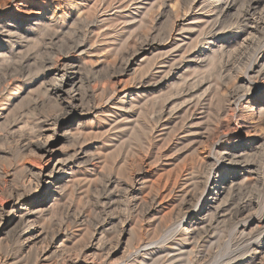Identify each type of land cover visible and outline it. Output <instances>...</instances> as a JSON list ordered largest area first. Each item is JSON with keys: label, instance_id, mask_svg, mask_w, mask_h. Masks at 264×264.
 Listing matches in <instances>:
<instances>
[{"label": "rangeland", "instance_id": "obj_1", "mask_svg": "<svg viewBox=\"0 0 264 264\" xmlns=\"http://www.w3.org/2000/svg\"><path fill=\"white\" fill-rule=\"evenodd\" d=\"M227 1L232 7L225 8L226 0H0V24L15 32L7 36L3 29L0 37V58L6 56V60H0V191L5 192L0 194V208L7 203L10 190L22 192L25 200L21 210H30L34 202L42 200L35 207L43 210L35 217L37 233L41 230L48 240L43 247L38 245L39 249L47 246L48 254L54 251L58 256L66 250L79 254L88 247L90 253H101L103 264H163L160 256L164 253L157 256V263L154 257L152 260L142 253L174 248L173 240L174 244L181 240L174 232L180 230L176 227L179 224L181 229L198 230L203 237L213 234L218 237L213 245L221 246L214 245L218 248L214 250L213 245L201 243L204 238L199 235L201 247L198 245L191 252L193 240L184 242L192 264H212L214 253L220 250L225 255L235 249L237 235L233 239V223L227 218L229 208L235 202L264 197V0ZM249 1L258 5L248 8ZM45 58L72 64L78 75L88 79L84 90H91L93 97L80 106V116L71 114L72 118L60 127H47L49 131L42 133V117L53 111L51 97L45 93L52 85L54 68ZM219 109L224 110L220 121ZM178 121L183 124L181 129ZM52 130L55 134L51 135ZM40 133L48 143L50 155L55 160H65L66 172L59 182L65 195L60 193L56 202L46 203L53 190L44 196L46 185L40 188L33 177L47 161L27 147ZM202 136L208 137L204 141ZM238 149H244L240 153L242 160L235 164L223 161L216 168L225 176L223 179L229 177L235 200L223 208L225 215L209 225L208 218L202 220L206 212L197 209L200 204L206 205L211 179L218 176L210 178L200 197L198 189L203 187L206 176L204 164L197 165L212 159L216 150L229 155ZM176 176L179 180L191 178L185 191L199 194H195L199 203L187 213L180 211V194L171 189ZM192 182L197 184L193 186ZM125 184H133L136 191L123 192ZM155 187L162 188L159 192L170 193L165 194L167 198L153 213L143 215L148 203L141 200ZM209 203L205 207L212 210L215 204ZM3 214L0 211V239L13 229L3 227L9 219ZM254 225L248 223L245 234L253 235ZM242 229L240 225L238 230ZM220 233L221 241L217 236ZM165 236L167 243L161 245ZM140 242L149 247L136 255L134 249ZM208 245L213 247L212 256L200 258L202 248ZM258 247L253 245L255 251ZM27 252L26 249L27 257L32 258ZM24 253L22 257H26ZM174 254L178 255L171 253ZM253 254L244 255L236 263L249 264Z\"/></svg>", "mask_w": 264, "mask_h": 264}, {"label": "bare ground", "instance_id": "obj_2", "mask_svg": "<svg viewBox=\"0 0 264 264\" xmlns=\"http://www.w3.org/2000/svg\"><path fill=\"white\" fill-rule=\"evenodd\" d=\"M235 1V0H234ZM263 1V0H262ZM217 2H218V0H217ZM231 2H233V1H231ZM252 1H249L248 3H249V5H248V8H252V6H254V5H258V4H254V3H251ZM260 2V1H259ZM222 3V2H221ZM230 3V2H229ZM228 3V1L226 0V3H225V8L227 7V8H229L230 6H231V4H229ZM234 3V2H233ZM261 3V2H260ZM71 4V3H70ZM0 5H3V4H0ZM224 5V4H223ZM236 6V5H235ZM1 7V6H0ZM6 7V6H5ZM211 7V6H210ZM232 7V6H231ZM224 8V7H223ZM224 8V9H225ZM234 8V7H233ZM237 9V8H236ZM235 9V10H236ZM234 10V11H235ZM217 11V10H216ZM220 11H221V9H220ZM223 12V11H222ZM221 12V13H222ZM238 12V11H237ZM237 12H236V14H237ZM226 13V12H225ZM236 14H234L235 16H236ZM224 15V14H223ZM234 15H233V17H234ZM240 15V14H239ZM218 16H219V14H218ZM241 16V15H240ZM225 17V16H224ZM243 17H245V15L243 16ZM248 17V16H247ZM250 18V17H249ZM236 19H237V16H236ZM245 20V19H244ZM247 20V19H246ZM240 21V20H239ZM239 21H238V23H239ZM1 22V21H0ZM235 22H237L236 20H235ZM235 22H234V24H235ZM241 22V21H240ZM248 22V21H247ZM8 24V23H7ZM6 24V25H7ZM237 25V24H236ZM231 26H232V23H231ZM234 26V25H233ZM3 29H6V34H7V36H10V35H12L13 36V34H15V32H13L11 29H8L6 26H5V24H3V23H1L0 24V37L3 35L1 32H2V30ZM220 29V28H219ZM241 30H243V29H241ZM254 30H255V28H254ZM248 31H250V30H248ZM253 31V30H252ZM4 32V31H3ZM172 32V31H171ZM219 32V31H218ZM257 32V31H256ZM242 33V32H241ZM245 33H246V31H245ZM247 33H249V32H247ZM246 33V34H247ZM251 33V32H250ZM5 34V35H6ZM17 34V33H16ZM256 34V33H255ZM249 35V34H248ZM247 35V36H248ZM251 35V34H250ZM249 35V36H250ZM15 36V35H14ZM18 36V35H17ZM17 36H16V38H17ZM20 37V36H19ZM53 37V36H52ZM55 37V36H54ZM9 38V37H8ZM12 38V37H11ZM15 38V39H16ZM50 38V37H49ZM46 39V38H45ZM47 39H48V37H47ZM52 39V38H51ZM51 39L49 40V41H51ZM9 40V39H8ZM175 40V39H174ZM41 41V40H40ZM154 41V40H153ZM167 41H168V39H167ZM176 41V40H175ZM8 42V41H7ZM13 42V41H12ZM169 42V41H168ZM173 42V41H172ZM42 43V42H41ZM42 44H44V43H42ZM158 44V43H157ZM157 44H156V46H157ZM161 44V43H160ZM164 44V43H163ZM13 45V44H12ZM40 45V44H39ZM50 45V44H49ZM55 45V44H54ZM166 45V44H165ZM11 46V45H10ZM43 46V45H42ZM41 45H40V47H42ZM48 46V45H47ZM167 46V45H166ZM39 47V46H38ZM49 47V46H48ZM78 47H79V44H78ZM178 47V46H177ZM14 48V47H13ZM152 48V47H151ZM176 48V47H175ZM51 50H52V48H50ZM40 50V49H39ZM39 50H37V51H39ZM43 50H44V48H43ZM48 50V49H47ZM47 50H46V52H47ZM10 51V50H9ZM19 51V50H18ZM221 51V50H220ZM237 51V50H236ZM11 52V51H10ZM40 52V51H39ZM39 52H38V54H36V55H39ZM43 52H45V51H43ZM43 52H41V53H43ZM45 52V53H46ZM49 52V51H48ZM50 54H52L51 52H49ZM48 53V54H49ZM219 53V52H218ZM230 53V52H229ZM9 54V53H8ZM19 54V53H18ZM47 54V53H46ZM46 54H44L43 56H45ZM11 55V54H10ZM17 55V54H16ZM23 54H21L19 57L21 58V57H23L22 56ZM217 55H219V54H217ZM48 56V55H47ZM51 56H53V55H51ZM50 56V57H51ZM4 57H6L5 55H1V58H0V60L1 59H3ZM8 57V56H7ZM13 57V56H12ZM11 57V58H12ZM16 57V56H15ZM35 57V56H34ZM49 57V56H48ZM49 57V58H50ZM161 57H162V55H161ZM165 56H163V58H164ZM9 58H10V56H9ZM49 58H45V62H47V64L50 66V67H53L54 68V71H53V79H51L52 81V85H50V87H49V90H47V92L45 93V94H47V97H51V103H53V111H51L50 110V112L49 111H47L48 112V114L47 115H45V116H43L42 118V120H41V126H40V131L42 132V133H46V132H48L49 131V129H47V127H55V129L56 128H58V127H60L62 124H63V122H65V121H67V119H70V118H72L71 117V114H81V112H79V110L81 109L80 108V106H82V104L85 102H87V101H89V99L90 98H92L93 96H91V92L90 91H87V89H85L84 90V88H85V84L87 85V83H89V81H88V79L87 78H85V76L83 77V76H80V75H78L74 70H75V68H74V66L72 65V64H66V63H63V62H60V63H58L57 61L56 62H52V59H49ZM51 58H53V57H51ZM261 58V57H260ZM33 59V58H32ZM36 59V58H35ZM48 59V60H47ZM54 59H56L55 57H54ZM4 60H6V59H3L2 61H4ZM8 60V59H7ZM59 60V59H58ZM208 60H209V58H208ZM210 61H212L211 59H210ZM221 61H223V60H221ZM43 63V62H42ZM72 63V62H71ZM164 63V62H163ZM212 63V62H211ZM221 63V62H220ZM43 64H45V63H43ZM209 64V63H208ZM213 64V63H212ZM211 64V65H212ZM217 65L218 63L216 62V63H214V65ZM260 65V64H259ZM42 67V66H41ZM77 67H79L78 65H77ZM212 67H214V66H212ZM223 67V66H222ZM263 67V66H262ZM261 68V67H260ZM44 69H46V67L44 68ZM209 68L207 67V70H208ZM215 69V68H214ZM78 71L80 70V69H77ZM216 70H219V69H217L216 68ZM221 70V69H220ZM45 71V70H44ZM43 71V72H44ZM215 71V70H214ZM216 72V71H215ZM261 72V71H260ZM218 73V72H217ZM255 73H256V71H255ZM214 74V73H213ZM220 74H222V72L220 73ZM220 74H218L219 76H220ZM215 75V74H214ZM260 75V74H259ZM211 76V75H210ZM213 76V75H212ZM258 76V75H257ZM220 77H222V76H220ZM215 78V77H214ZM4 79V78H3ZM220 79H222V78H220ZM220 79H218L219 80V83H220ZM215 80V79H214ZM217 80V81H218ZM158 82V81H157ZM155 84H156V82H155ZM223 84V83H222ZM146 85H148V84H146ZM153 85V84H152ZM221 85V84H220ZM8 86V85H7ZM210 86V85H209ZM217 87V86H216ZM4 88V87H3ZM5 89V88H4ZM115 89V88H114ZM208 89V88H207ZM113 90V89H112ZM124 90V89H123ZM210 90V89H209ZM214 90V89H213ZM1 91V90H0ZM4 91V90H3ZM122 90H120V92H121ZM220 91V90H219ZM5 92V91H4ZM211 92V91H210ZM218 92V91H217ZM96 93V92H95ZM112 93V92H111ZM212 93V92H211ZM114 94H116V91H114L113 92V95ZM207 95L209 94V92L208 93H206ZM97 95V94H96ZM110 95V94H109ZM46 96V95H45ZM157 96V95H156ZM220 96V95H219ZM97 97V96H96ZM159 97V96H158ZM160 97H162V96H160ZM203 97H205L204 95H203ZM202 97H200L199 99H201ZM208 98V97H207ZM212 98V97H211ZM221 98V97H220ZM223 98V97H222ZM225 98H228L227 97V95H226V97ZM49 99V98H48ZM50 100V99H49ZM202 100V99H201ZM204 100V99H203ZM221 100V99H220ZM225 100V99H224ZM223 100V102H226V101H224ZM193 101H195V100H193ZM200 101V100H199ZM108 102V101H107ZM220 102H222V101H220ZM222 102V103H223ZM189 103H191V101L189 102ZM188 103V104H189ZM194 103V102H193ZM198 103H200V102H198ZM229 103V102H228ZM217 104V103H216ZM221 104V103H220ZM219 105V104H218ZM223 105H224V103H223ZM162 106H164V105H162ZM215 106V105H214ZM219 106H222V105H219ZM83 107V106H82ZM190 107H192V106H190ZM196 107V105H194L193 106V108H194V110L196 109L195 108ZM223 107V106H222ZM224 107H226V106H224ZM35 108V107H34ZM200 109H201V107H200ZM202 109H203V107H202ZM201 109V110H202ZM213 109V108H212ZM224 109V108H223ZM192 110V109H191ZM194 110H192V113L194 112ZM217 110V109H216ZM215 110V111H216ZM231 110V109H230ZM32 111V110H31ZM35 111V110H34ZM188 111V110H187ZM219 111H220V109H219ZM223 111L224 110H221L220 112H218V116H219V121H220V116H223L224 114H223ZM261 111V110H260ZM202 112V111H201ZM204 112V111H203ZM225 112H227V111H225ZM31 113V112H30ZM169 113V112H168ZM186 114H188L187 112H185ZM191 113V114H192ZM208 113V112H207ZM213 113V112H212ZM211 113V114H212ZM162 114V113H161ZM161 114H160V116H161ZM167 114V113H166ZM214 114V113H213ZM189 115H190V113H189ZM208 115H210L209 113H208ZM226 115V114H225ZM29 116H31V115H29ZM80 116V115H79ZM159 116V117H160ZM166 116V115H165ZM203 116H206V115H203ZM210 116H212V115H210ZM185 117V116H184ZM207 117V116H206ZM232 117V116H231ZM230 117V118H231ZM39 118V117H38ZM161 118V117H160ZM187 118H189V116L187 117ZM186 118V119H187ZM194 118V117H193ZM211 118V117H210ZM213 118H214V116H213ZM226 118H228V117H226ZM37 119V118H36ZM157 119V118H156ZM181 119V118H180ZM215 119V118H214ZM223 119H224V117H223ZM222 119V120H223ZM40 120V119H39ZM183 120H184V118H183ZM216 120H217V117H216ZM227 120V119H226ZM229 120V119H228ZM231 120V119H230ZM229 120V121H230ZM182 121V120H181ZM184 121H186V120H184ZM218 121V122H219ZM37 122H38V120H37ZM211 122V121H210ZM217 122V123H218ZM152 123V122H151ZM200 123H202V122H200ZM221 123V122H220ZM219 123V124H220ZM178 124L180 125V122L178 121ZM178 124H177V126H178ZM191 124V123H190ZM195 124V123H194ZM181 125H183V124H181ZM181 125H180V127L178 126V128H180L181 129ZM199 125V124H198ZM197 125V126H198ZM201 125V124H200ZM199 125V126H200ZM136 126V124L134 125V127ZM152 126H154V125H152ZM218 126V125H217ZM221 126V125H220ZM176 126H174V128H175ZM191 127H192V125H191ZM196 127V126H195ZM213 127V126H212ZM150 128V130H152V128L151 127H149ZM177 128V129H178ZM186 128H188V127H186ZM194 128V127H193ZM217 128V127H216ZM218 128H220V127H218ZM155 129V128H154ZM179 129V130H180ZM191 129V128H190ZM206 129V128H205ZM221 129V128H220ZM178 130V131H179ZM185 130V129H184ZM208 130V129H207ZM206 130V131H207ZM210 130V129H209ZM208 130V131H209ZM178 131H175V132H178ZM211 131L212 130H210V132H209V134L211 133ZM217 131V130H216ZM222 131V130H221ZM64 132V131H63ZM213 132V131H212ZM42 133H40V134H38V137H37V140H35L34 142H30L29 143V145L27 146L28 148H32L34 151H36V153H38V156L40 157V158H47V161H46V165L45 166H43V167H40L39 169H37L38 171L35 173V174H33L34 176L33 177H35V182H36V184L38 185V186H40V188H43V186H45L46 185V188H43V190H42V193H43V195L44 196H49V194L51 193V189L53 190V195H52V198L49 200V201H46V199H44V201L43 202H45L46 201V203H50V202H56V200H58L57 198H58V196H59V194L62 192V191H64L63 190V188H62V186H61V184H59V182L62 180L61 178H60V176H62V175H64V173L66 172V169H65V166H64V164H65V160L62 162V160H55L54 158H53V156H51L50 154H51V150H50V148L48 147V143H47V141L46 140H43L42 139ZM55 134V131L54 130H52V132H51V135L52 134ZM174 133V132H173ZM173 133H172V135H173ZM180 133V132H179ZM178 133V134H179ZM189 133V132H188ZM205 133H207V132H205ZM216 133V132H215ZM220 133V132H219ZM222 133V132H221ZM244 133V132H243ZM168 134H170V133H168ZM183 134H184V132H183ZM202 134H204V133H202ZM211 134H213V133H211ZM235 134V133H234ZM159 135H160V133H159ZM171 135V134H170ZM169 135V136H170ZM181 135V134H180ZM194 135H196V134H194ZM198 135V134H197ZM207 135V134H206ZM219 135V134H218ZM167 136V135H166ZM165 136V137H166ZM186 136V135H185ZM248 136V135H247ZM171 137V136H170ZM180 137H182V136H180ZM203 137V136H202ZM208 137V136H207ZM206 136H204L203 137V139H204V141L206 140V138H207ZM243 137V136H242ZM167 138V137H166ZM173 138V137H172ZM177 138H179V137H177ZM199 138V137H198ZM210 138V137H209ZM169 138H167V140H168ZM197 139V138H196ZM220 139V138H219ZM248 139V138H247ZM221 140V139H220ZM162 141V140H161ZM182 141V140H181ZM199 141V140H198ZM197 141V142H198ZM207 141H208V139H207ZM165 142V141H164ZM177 142V141H176ZM200 143V142H199ZM167 144V143H166ZM198 144V143H197ZM201 144V143H200ZM202 145V144H201ZM200 145V146H201ZM204 145V144H203ZM207 145V143L205 144V146ZM198 146H199V144H198ZM197 146V148H199ZM211 146V145H210ZM166 147V146H165ZM195 147V146H194ZM212 147V146H211ZM210 147V148H211ZM210 148H209V150H210ZM213 148V147H212ZM26 149V148H25ZM195 150H196V148H195ZM209 150H208V153H209ZM212 150V149H211ZM194 151V150H193ZM241 151H244V149H238V150H235L234 152H232V154H226V155H224L221 151H214L213 152V154L211 155V156H213V158L212 159H210L208 162L207 161H203V162H199L198 164H204L203 166H204V169H205V176H206V178H205V180H204V183H203V187L201 188V189H198L200 192H199V194H200V197H203L204 196V194H205V190H206V188H207V184H208V182H209V180H210V178L213 176V175H216V176H218L217 178H218V181H217V178H212L211 180H212V182H211V187L208 189V192H207V194L205 195V201H207L206 202V205L205 206H208L210 203L209 202H214V204H215V206H213V205H211V206H213V207H211L212 208V210L211 209H209L210 207H205V206H201V204H200V208H198L197 210H198V212H201V213H205L206 212V214H205V216L203 217V219L202 220H205L206 218H208V223H209V225L212 223V221L213 222H215L216 220H217V218H220V217H222L223 215H225V214H223L224 213V207H226V206H229L230 205V202L231 201H233V200H235L234 198H233V193H231V190H232V186H231V182L229 181V177L227 178V179H223L225 176L223 175V174H220V172H219V170H216V168H217V166H219V165H223V161H227V162H229V164H235V163H237V162H239L240 161V159L243 157V154H240L241 153ZM195 152V151H194ZM198 152H200V151H198ZM195 154H196V152H195ZM197 155H199V154H197ZM196 155V156H197ZM206 155H208V154H206ZM202 157V156H201ZM200 156H199V158H201ZM199 158H198V160H199ZM204 158V157H203ZM205 158H206V156H205ZM202 159V158H201ZM245 159V158H244ZM139 160V159H138ZM137 160V161H138ZM141 160V159H140ZM139 160V161H140ZM242 160V159H241ZM247 161V160H246ZM141 162H143L142 160H141ZM248 162V161H247ZM247 162H244V163H246V164H248ZM64 163V164H63ZM137 163V162H136ZM242 164H243V162H241ZM139 164V163H138ZM137 164V165H138ZM143 164V163H142ZM202 164L201 165H197V166H202ZM228 163H226V165H227ZM238 164H240V163H238ZM141 165V164H140ZM245 165V164H244ZM251 165V164H250ZM246 166H248V165H246ZM252 166V165H251ZM193 168V167H192ZM203 168V167H202ZM249 168V167H248ZM248 168H246V169H248ZM193 169H196L195 167L193 168ZM192 170V169H191ZM189 171H190V169H189ZM204 171V170H203ZM248 171V170H247ZM187 172V171H186ZM191 172H194V171H191ZM138 173V172H137ZM183 173H184V171H183ZM219 174V175H218ZM185 175V174H184ZM183 175V176H184ZM187 175V174H186ZM189 175V174H188ZM192 175H193V173H192ZM194 176V175H193ZM189 177H191V174H190V176ZM215 177V176H214ZM69 178V177H68ZM174 178H177V180H172V182H173V184H171V189H172V192L174 191V192H176V193H179L180 194V198H181V209H180V211L181 210H185L186 211V213L187 212H189V210H191V208H192V206L194 205V207H195V204H198L199 202H197V201H199L196 197H195V194L193 195V194H190V193H188V192H186L185 190V187H186V183L188 182V181H190L191 180V178H182V179H184V180H182V179H180L181 181H183L182 183L180 182V180L178 179V177L176 176V177H174ZM54 179H58L56 182L57 183H53V180ZM63 181V180H62ZM34 182V183H35ZM69 182V181H68ZM132 182V181H131ZM129 183V182H128ZM164 183V182H163ZM191 183V182H190ZM193 183V182H192ZM188 184V183H187ZM194 185L193 186H195V184H197V183H193ZM154 185V184H153ZM155 185H157V184H155ZM154 185V186H155ZM3 186H5V185H3ZM11 186V185H10ZM36 186V185H35ZM163 185H161V187H162ZM166 186V185H165ZM163 187V188H165L166 189V187ZM168 186V185H167ZM188 186V185H187ZM190 186H191V184H190ZM13 187V186H12ZM69 187V186H68ZM200 187V186H199ZM236 187V186H235ZM149 188V187H148ZM190 188V187H189ZM66 190L68 189V188H65ZM122 190H123V192H125V193H128V192H131V191H133V190H135L134 189V187H133V184H125V186H123V188H121ZM157 190V192H155V193H153V191L154 190ZM160 189H162V188H159V187H155V188H152L150 191H149V193L147 194V196H146V198L145 199H143V200H141V201H144L145 203H148V207H146L145 208V210L143 211V215H148V214H150V213H153V211H155L156 209H155V207H157V206H159L160 204H161V202L164 200V198L166 197V195L168 194V192L170 193V191H168L167 192V194L165 195L164 194V191L163 190H161L162 192H159L160 191ZM155 190V191H156ZM170 190V189H169ZM189 190V189H188ZM187 190V191H188ZM50 191V192H49ZM136 191V190H135ZM147 192H148V190H146ZM1 192L3 193L4 192V190L3 191H0V194H1ZM193 192V191H192ZM194 192H196V191H194ZM5 193V192H4ZM65 193V192H64ZM64 193H61V194H63V197H64ZM68 193H69V190H68ZM22 194V192L21 193H19L18 191H13V190H10V192H9V196H8V201H7V203L3 206V208L1 209L0 208V211H3L4 212V214H7V216H9V219L6 221V225H4L3 227H6V228H8V227H11V226H13V229H12V231H11V234H7V235H4V237H2L1 239H0V244H1V246L3 245V247H2V249H0V264H78L79 262H83V263H86V264H103V261H101V260H103V259H101L102 257H101V253L100 254H98L97 252L98 251H96V252H93V253H90L89 252V249H88V247L87 248H85V250H81V252L79 253V254H76V253H72L71 254V252L69 253H67L66 251V253L63 251V253H61V255H54L55 253H54V251L51 253V254H48V250H46V249H48V248H41V249H39V247H40V245H42L41 247H43V243H45L47 240H48V237H45V236H43V235H41V230H40V234L39 233H37V224H36V219H35V217H38L39 215H41V213H42V209H40V210H37L35 207L37 206V204H40V203H42V200H39V201H36V202H34L33 203V205H32V208L30 209V210H21V207L23 206V201L25 200L24 199V196H22L21 195ZM199 194H196V195H199ZM7 195V194H6ZM66 195H67V193H66ZM259 195V194H258ZM168 196V195H167ZM177 196H178V194H177ZM262 196H263V193H262ZM62 197V196H61ZM199 197V196H198ZM235 197V196H234ZM66 198V197H65ZM167 198V197H166ZM28 200V199H27ZM33 200V198L32 199H30L29 200V202H31ZM65 200V199H64ZM167 200V199H166ZM1 202V201H0ZM144 202H142L143 204H145ZM180 204V203H179ZM229 204V205H228ZM58 205V204H57ZM56 205V206H57ZM139 205H142V204H139ZM54 206V205H53ZM56 206H54V207H56ZM145 206H147V204H145ZM1 207V206H0ZM193 207V208H194ZM53 208V207H52ZM227 208V207H226ZM227 210V209H226ZM46 211V210H45ZM177 211V210H176ZM210 211H213V212H211L210 213ZM228 211V210H227ZM178 212H179V210H178ZM45 213V212H44ZM2 214V213H1ZM3 214V215H4ZM0 216H2V215H0ZM44 217V216H43ZM227 218H229V222L230 223H233V228H232V231H231V233H232V235H233V239H234V235H237V237L234 239V242H235V249H231L230 251L228 250V248L230 247V246H227L228 248L227 249H225L224 248V250H228V253H227V251H226V253H225V255H223V247H222V249H221V251H222V253H219V251H218V253H211L210 252V250H211V248H213V247H211L210 248V246H212L213 245V241L215 242V240L214 239H216L217 240V236H220V238H219V240L220 239H222V235H221V233H220V235H217L216 237L217 238H215V236L212 234V235H210V236H207V237H203V236H201L200 235V233H198V230L196 231V230H194V229H190V231L187 229H181L182 228V226L179 224H177L178 226H176L177 227V229L178 228H180V230L179 231H177V230H174V232L175 233H177L178 234V237H179V242L178 243H176V244H174V240H173V247L174 248H167L168 250L167 251H165V252H159L158 250H155V251H146V252H144V253H142V256H144V257H149V258H153L154 257V259H156L154 262H156V261H158L157 260V256L158 255H160L161 253H164L162 256H160V258H161V262L163 263V264H173L175 261L176 262H178V263H176V264H192V262H194V261H192L191 262V260H193V258L191 259V257H190V251H188L187 250V248L185 247V246H187V245H184V242H187L188 240L189 241H191V243H192V240H193V246L191 247V252L192 251H194V248H196L198 245H199V241H200V239H202L201 237H203L204 239H202V241H201V243H208L209 245V247H207V248H202V249H204V251L199 255V257L200 258H206L207 257V255H208V257L210 256V254H211V256H212V254H213V256H212V262L210 261V263H212V264H237L236 263V261L237 260H239L241 257H243L244 255H246V254H248V253H250V252H254V254L251 256V258H250V263L249 264H264V197H263V199L261 200H255V198H249L247 201H243V202H235L233 205H232V207L231 208H229V217H227ZM226 219V218H225ZM207 220V219H206ZM225 221V220H224ZM228 221V220H227ZM206 222V223H207ZM221 222H223V221H221ZM226 222V221H225ZM255 223V225H254V230H253V228L251 229V231L253 230V235H251V234H245V227L248 225V223ZM228 223V222H227ZM213 225V224H212ZM240 225H242L243 226V229L241 230V231H239L238 230V227L240 226ZM39 226V225H38ZM176 227H173L172 228V230L175 228L176 229ZM207 227V226H206ZM209 227V226H208ZM220 227V226H219ZM232 227V226H231ZM38 228H40V227H38ZM203 229V228H202ZM3 230V229H2ZM1 230V231H2ZM141 230V229H140ZM170 230V229H169ZM169 230H166L167 232H169ZM187 231H189V233L187 232ZM207 231V230H206ZM222 231V230H221ZM230 231V230H229ZM166 232V233H167ZM171 232V231H170ZM173 231H172V233H174ZM186 232H187V234H186ZM200 232V231H199ZM204 232H205V229H204ZM171 233V234H172ZM164 234H165V232H164ZM163 234V235H164ZM170 234V233H169ZM162 235V236H163ZM176 235V234H175ZM184 235V236H183ZM201 237H200V236ZM230 235V234H229ZM231 235V236H232ZM251 235V236H250ZM174 236V235H173ZM231 236H229V238H231ZM50 237V236H49ZM52 237V236H51ZM53 237H54V235H53ZM167 236H165V238H166ZM227 237V236H226ZM162 238V237H161ZM164 238V237H163ZM162 238V239H163ZM164 238V240L162 241V243H160L161 245H163V243H165L168 239L166 238L165 239ZM168 238H169V236H168ZM228 238V239H229ZM51 239V238H50ZM170 239V238H169ZM191 239V240H190ZM51 240H53V239H51ZM203 240H205V241H203ZM218 240V241H219ZM221 241V240H220ZM231 241H232V238L230 239V240H228V245H230L229 243H231ZM50 242V241H49ZM139 242V241H138ZM143 242V241H142ZM142 242H140L138 245H137V247H136V249H134L135 250V254L137 255H139V253H140V251L143 249H145L148 245L147 244H145V243H142ZM159 242H161V240L159 241ZM172 242V241H171ZM167 243V242H166ZM200 243V244H201ZM102 244V243H101ZM185 244H187V243H185ZM189 244V243H188ZM257 245V246H259L258 247V249L259 250H257V251H255L254 249H253V245ZM7 245H8V247H7ZM11 245H12V247H11ZM38 245H39V247H38ZM60 245H62V247L64 248V246H65V244L64 243H61ZM99 245V244H98ZM97 245V246H98ZM203 245V244H202ZM214 245H216V244H214ZM213 245V246H214ZM1 246H0V248H1ZM88 246V245H87ZM200 247H201V245H199ZM217 247H219L218 246V243H217V245H216ZM216 246H214V250H215V248H217ZM61 247V248H62ZM149 247V246H148ZM161 247V246H160ZM164 247V246H163ZM162 247V248H163ZM168 247V246H167ZM65 248H66V246H65ZM99 248V247H98ZM103 248V247H102ZM102 248H100V249H102ZM162 248H161V250H162ZM220 248H221V246H220ZM27 249V253L28 254H31V256H33L32 258H29V257H27V255L24 253L25 252V250ZM58 249V248H57ZM67 249V248H66ZM82 249H84L83 247H82ZM97 249V248H96ZM159 249V248H158ZM201 249V248H200ZM199 249V250H200ZM201 249V250H202ZM218 249V248H217ZM217 249H216V251H217ZM63 250H65V249H63ZM213 250V251H214ZM196 251V250H195ZM194 251V252H195ZM212 251V252H213ZM62 252V251H61ZM100 252V251H99ZM134 252V251H133ZM173 252H177L178 253V255H176L175 256V254L174 255H171V253H173ZM201 252V251H200ZM25 254L26 255V257H22V255L21 254ZM108 253H110V252H108ZM199 253V252H198ZM59 254V253H58ZM196 254V253H195ZM25 255H23V256H25ZM29 256V255H28ZM198 256V255H197ZM210 256V257H211ZM143 257V258H144ZM194 257V256H193ZM244 258V257H243ZM150 259V260H151ZM197 259V258H196ZM153 260V259H152ZM142 261H143V259H142ZM141 261V262H142ZM196 261V260H195ZM202 261V260H201ZM200 261V262H201ZM110 262V261H109ZM126 262V261H125ZM140 262V263H141ZM160 262V263H161ZM204 262V261H203ZM208 262V261H207ZM111 263V262H110ZM157 263V262H156ZM196 263V262H195ZM247 263V261L245 262V264ZM122 264H124V263H122ZM149 264H151V263H149ZM196 264H199V263H196ZM202 264V263H201ZM207 264V263H206Z\"/></svg>", "mask_w": 264, "mask_h": 264}]
</instances>
